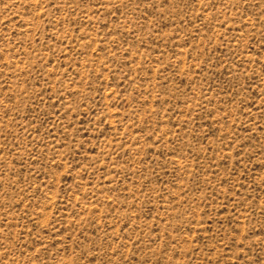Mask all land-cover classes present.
Wrapping results in <instances>:
<instances>
[{"label":"rangeland","instance_id":"374dc122","mask_svg":"<svg viewBox=\"0 0 264 264\" xmlns=\"http://www.w3.org/2000/svg\"><path fill=\"white\" fill-rule=\"evenodd\" d=\"M0 264H264V0H0Z\"/></svg>","mask_w":264,"mask_h":264}]
</instances>
